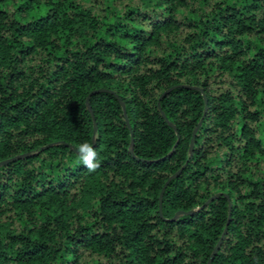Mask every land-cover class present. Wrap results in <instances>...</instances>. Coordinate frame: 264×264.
Returning <instances> with one entry per match:
<instances>
[{"label":"trees","instance_id":"16d2710c","mask_svg":"<svg viewBox=\"0 0 264 264\" xmlns=\"http://www.w3.org/2000/svg\"><path fill=\"white\" fill-rule=\"evenodd\" d=\"M19 156L0 264H264V0H0Z\"/></svg>","mask_w":264,"mask_h":264},{"label":"water","instance_id":"95a60500","mask_svg":"<svg viewBox=\"0 0 264 264\" xmlns=\"http://www.w3.org/2000/svg\"><path fill=\"white\" fill-rule=\"evenodd\" d=\"M186 88H187V87H186ZM99 92H104V91H103V90H97V91H95V92H91V93L89 94V96H90L91 94L99 93ZM165 93H166V92H164V94H165ZM164 94H163V95H164ZM89 96H88L87 99H86V105H87V108H88L89 113H90V115H91V117H92V120H93V132L95 133V132H96V124H95V121H94V118H93V114H92V112H91V110H90V108H89V106H88V98H89ZM116 99H117V101L120 103V105H121V107H122V109H123V114H124V117H125V123H126V126H127L128 128H130V127H129L128 120H127L126 115H125L124 105H123V103L120 101V99H118V98H116ZM205 106H206V102H205ZM158 109H159V111H160V114H161L162 118L166 121L163 112H161V109L159 108V105H158ZM204 112H205V109H204ZM203 117H204V115H203ZM201 121H202V119L199 121L197 127L193 130L192 138H191V141H190V144H189V153H191L192 146H193V142H194L195 133H196L197 129L199 128V126L201 125ZM169 126L172 127L173 130L176 132L177 141H176L175 145L173 146V149H175V147H176L177 144H178V133H177L176 128H175L173 125L169 124ZM130 136H131V140H130V141H131V144H130V152H131V151H132V144H133V135H132V132H130ZM22 157H24V156L15 157V158H12V159H10V160H6V161H3V162H0V166L6 164V163H8V162L14 161V160H16V159H20V158H22ZM186 164H187V162H186V163L184 164V166H183L182 168H180L175 174L171 175V176L168 178V180L165 182V184H164V186H163V188H162V190H161V192H160V197H159V213H160V215H161V198H162V195H163V192H164L165 188L167 187V185H168V183H169L170 181H172L173 179L177 178V177L180 175V173L182 172V170H183V168L185 167ZM221 196H222V194H216V195L212 196L211 198H209V199L205 202V204H204L203 206L209 204V203L212 202L214 199H216V198H218V197H221ZM226 198H227V197H226ZM228 209H229V213H228V220H227L226 225H228V223H229V219H230L231 203H230L229 201H228ZM225 234H226V227H225V229H224V231H223V233H222V235H221L219 241H218L217 244L214 246V248H213V250H212V252H211V255H210V257H209V260H208L207 264H211V262H212L214 256L216 255L217 251H218L219 248H220V245L222 244V241H223V239H224Z\"/></svg>","mask_w":264,"mask_h":264}]
</instances>
